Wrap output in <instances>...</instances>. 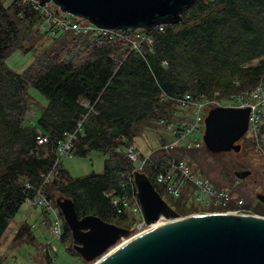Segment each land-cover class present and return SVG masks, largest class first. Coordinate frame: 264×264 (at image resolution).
<instances>
[{
	"label": "trees",
	"instance_id": "obj_1",
	"mask_svg": "<svg viewBox=\"0 0 264 264\" xmlns=\"http://www.w3.org/2000/svg\"><path fill=\"white\" fill-rule=\"evenodd\" d=\"M43 21L40 10L24 0L9 4L0 0V239L25 202L36 205L38 189L56 163L59 140L79 123L73 156L99 151L107 158L103 172L83 178L73 177L60 161L57 173L45 185L64 221L61 241L71 232L57 196L72 198L80 216L96 214L132 229L135 219L129 221L127 213H119L106 194L124 193L123 184L137 169L127 156L135 139L147 129L167 130L160 120H172L180 109L164 96L218 93L227 98L264 82V0H196L180 22L165 25L163 31L151 30L153 46L143 42V54L122 38L72 32L49 36L40 28ZM47 38L50 43L23 72L7 65L14 51H33ZM29 85L49 100L38 116L29 113ZM40 134L50 141L40 145ZM171 139L163 136L160 141ZM255 146L250 138L243 139L240 152L213 154L203 144L178 148L172 154L188 157L195 172L242 197V179L254 176L255 184L264 182V171L259 172L248 158L249 147ZM168 158L160 148L153 150L142 170L163 197L165 189L155 177L167 168ZM206 211L199 208L184 216ZM249 212L264 215V204L258 200V207ZM29 234L25 223L17 237Z\"/></svg>",
	"mask_w": 264,
	"mask_h": 264
},
{
	"label": "water",
	"instance_id": "obj_2",
	"mask_svg": "<svg viewBox=\"0 0 264 264\" xmlns=\"http://www.w3.org/2000/svg\"><path fill=\"white\" fill-rule=\"evenodd\" d=\"M107 29H150L182 20L196 0H39ZM250 107L209 110L204 144L213 154L240 152L249 129ZM134 183L145 222L163 221L137 234L96 214L80 216L75 202L57 196L70 229L72 249L88 264H264V215L233 212L180 215L146 173ZM256 198L264 204V193Z\"/></svg>",
	"mask_w": 264,
	"mask_h": 264
},
{
	"label": "built area",
	"instance_id": "obj_3",
	"mask_svg": "<svg viewBox=\"0 0 264 264\" xmlns=\"http://www.w3.org/2000/svg\"><path fill=\"white\" fill-rule=\"evenodd\" d=\"M24 2L31 4L43 14L44 21L40 24V28L49 36L57 37L61 34L72 32L76 35L103 36L111 40L122 38L129 41L133 50L141 54L144 53L143 42H146L150 48L153 46L151 30L156 28L163 31L165 29V24L150 29H107L96 25L88 19L61 10L54 2H49L45 5H41L39 0H24ZM130 31L132 32L130 33ZM164 98L176 102L180 109L174 112L175 117L172 120H160V124L167 128L172 139L160 146V150L169 154L170 158H168L167 168L157 173L155 177L156 183L163 186L165 192L174 197H180L183 187L191 184L193 198L203 204L204 207L202 208L209 210L205 213H250L249 209L245 207V201L242 197L227 188L220 189L216 187L206 175L195 172L188 157L176 158L172 152L178 148H200L204 144V139L202 140L199 137V133L202 132L209 110L216 106H227L251 108L247 133L264 153V134L261 133L264 125V82L251 90H246L227 98L220 97L218 93L214 96L186 93L180 96H164ZM80 127L81 123H79L75 131L67 133L63 139L59 140L56 149V163L45 176L44 184L38 189L36 196V206L41 208L45 215L54 216L51 230L53 235L60 239L64 233V221L55 206L54 200L47 195L45 185L50 183L53 175L57 173V168L62 158L64 156H73V142L77 138V132ZM49 141L50 138L47 135L40 134L38 136L40 145ZM127 156L136 164L137 169L135 170L140 171L143 170L146 160L150 157V155L144 156L135 145H132L127 150ZM123 186L124 193L121 195H113L110 192L106 195L111 197L112 203L119 213L125 212L129 217L135 219L132 229L137 234H140L148 230L149 227L151 228L152 225L149 226L144 220L134 177L132 176V178L125 181ZM209 207H212L211 209L213 210L208 209Z\"/></svg>",
	"mask_w": 264,
	"mask_h": 264
},
{
	"label": "rangeland",
	"instance_id": "obj_4",
	"mask_svg": "<svg viewBox=\"0 0 264 264\" xmlns=\"http://www.w3.org/2000/svg\"><path fill=\"white\" fill-rule=\"evenodd\" d=\"M11 1L6 0V3L9 4ZM49 43L50 40L47 38L43 43L41 42L36 46L33 51L16 50L7 58L6 63L11 69L23 72L34 61L36 55L44 50ZM26 96L30 102V115H33V113L37 116L40 115L42 109L49 103L48 98L32 85L28 86ZM204 133L205 124H203L202 132L199 133V137L202 140ZM170 135V132L165 128L158 130L147 129L135 139L134 145L144 156H148L153 150L160 148L161 137H170ZM250 138L247 133L243 139L249 141ZM241 144L243 148V140H241ZM249 148L248 158L253 160L254 166L259 169V172L264 171L263 151L257 145L255 148ZM106 158L107 156L103 153L93 151L85 157L77 155L72 157L64 156L61 161L73 177L83 178L93 173L103 172ZM209 160L212 159L210 158ZM253 179L254 176L242 179L239 185L240 194L245 201V207L250 210L258 207L256 194L259 192L264 193V182L255 184ZM233 183L234 178L226 184L232 186ZM191 187V184L184 186L180 197H174L164 192V197L167 201L183 216L186 213L204 207L202 203L193 198ZM211 208L209 207L208 209ZM259 209L261 210V207ZM53 220L54 216L45 215L42 209L35 205V202H25L16 216L10 221L9 228L0 239V264H87L79 254L71 251L74 243L72 236L61 241L59 237L53 235L51 230ZM131 220L132 217H129V221ZM25 223L30 226V234L18 238L17 232Z\"/></svg>",
	"mask_w": 264,
	"mask_h": 264
},
{
	"label": "bare ground",
	"instance_id": "obj_5",
	"mask_svg": "<svg viewBox=\"0 0 264 264\" xmlns=\"http://www.w3.org/2000/svg\"><path fill=\"white\" fill-rule=\"evenodd\" d=\"M161 224H163V221H158V222L152 224V227H157V226H159Z\"/></svg>",
	"mask_w": 264,
	"mask_h": 264
},
{
	"label": "flooded vegetation",
	"instance_id": "obj_6",
	"mask_svg": "<svg viewBox=\"0 0 264 264\" xmlns=\"http://www.w3.org/2000/svg\"><path fill=\"white\" fill-rule=\"evenodd\" d=\"M196 213H205V212H196ZM191 214H193V213H191Z\"/></svg>",
	"mask_w": 264,
	"mask_h": 264
},
{
	"label": "crops",
	"instance_id": "obj_7",
	"mask_svg": "<svg viewBox=\"0 0 264 264\" xmlns=\"http://www.w3.org/2000/svg\"><path fill=\"white\" fill-rule=\"evenodd\" d=\"M35 115V113H33Z\"/></svg>",
	"mask_w": 264,
	"mask_h": 264
}]
</instances>
